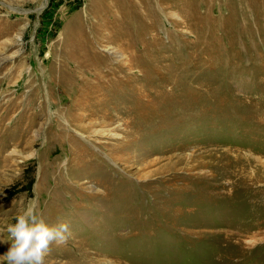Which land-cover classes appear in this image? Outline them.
Segmentation results:
<instances>
[{
    "label": "rangeland",
    "instance_id": "rangeland-1",
    "mask_svg": "<svg viewBox=\"0 0 264 264\" xmlns=\"http://www.w3.org/2000/svg\"><path fill=\"white\" fill-rule=\"evenodd\" d=\"M29 207L44 264H264V0H0V228Z\"/></svg>",
    "mask_w": 264,
    "mask_h": 264
},
{
    "label": "clouds",
    "instance_id": "clouds-1",
    "mask_svg": "<svg viewBox=\"0 0 264 264\" xmlns=\"http://www.w3.org/2000/svg\"><path fill=\"white\" fill-rule=\"evenodd\" d=\"M14 220L6 228H0L11 242L3 256L7 264H44L49 246L53 242L65 244L71 235L66 222L49 225L43 215L31 207L16 215Z\"/></svg>",
    "mask_w": 264,
    "mask_h": 264
}]
</instances>
